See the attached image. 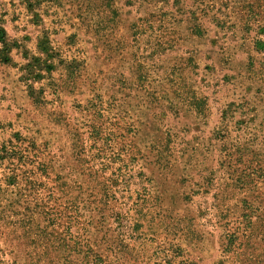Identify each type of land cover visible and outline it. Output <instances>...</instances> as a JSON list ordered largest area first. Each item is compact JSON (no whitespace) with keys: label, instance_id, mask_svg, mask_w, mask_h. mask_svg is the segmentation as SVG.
Returning a JSON list of instances; mask_svg holds the SVG:
<instances>
[{"label":"rangeland","instance_id":"374dc122","mask_svg":"<svg viewBox=\"0 0 264 264\" xmlns=\"http://www.w3.org/2000/svg\"><path fill=\"white\" fill-rule=\"evenodd\" d=\"M0 264H264V0H0Z\"/></svg>","mask_w":264,"mask_h":264}]
</instances>
